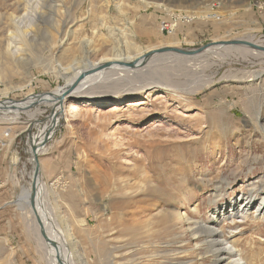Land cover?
<instances>
[{
    "label": "rangeland",
    "instance_id": "obj_1",
    "mask_svg": "<svg viewBox=\"0 0 264 264\" xmlns=\"http://www.w3.org/2000/svg\"><path fill=\"white\" fill-rule=\"evenodd\" d=\"M55 1L60 8L47 13L41 33L26 44V67L0 66L1 104H17L27 97L30 101L32 94L65 87L73 71L62 76L54 72L52 53L60 39H67L72 49L62 60L65 67L72 59L112 57L120 51L121 37L144 54L171 41L182 50L234 40L264 47V9L259 8L264 0L254 3L249 18L233 19L221 8L222 0H187L189 6L176 3L180 0H159L161 6L151 8L141 0ZM13 2L0 0L2 40L13 31L6 16L24 13ZM209 8L218 18L185 19L167 12ZM170 23L175 26L163 32ZM219 47L192 58L154 57L136 78L117 81L114 95L106 89L90 92L95 100L109 103L83 107L68 119L63 112L48 151L39 156L46 208L62 228L71 229L74 250L88 264H212L206 246L193 238L194 223L213 227L211 213L216 208L249 196L251 182H257L258 192L264 188V52ZM253 51L260 54L252 55ZM148 83L158 86L147 91ZM86 99L73 96L64 104L83 105ZM30 112H36L41 126L51 120L48 105L31 107ZM10 118L0 115V264H46L38 233L28 230L11 204L33 180L27 150L38 130L35 125L28 128V114L13 123ZM223 181H228L223 197L212 201L215 186ZM179 210L188 222L177 221ZM225 222L223 236H238L244 249L252 247L248 254L264 250V217L255 219L252 213L247 219ZM74 263L83 264L77 257Z\"/></svg>",
    "mask_w": 264,
    "mask_h": 264
},
{
    "label": "bare ground",
    "instance_id": "obj_2",
    "mask_svg": "<svg viewBox=\"0 0 264 264\" xmlns=\"http://www.w3.org/2000/svg\"><path fill=\"white\" fill-rule=\"evenodd\" d=\"M157 1L159 0H141L146 8L161 6V4L156 3ZM13 3L19 10L23 9L24 13L21 16L11 14L10 16H6L5 18L6 21H8V23L11 25V30L13 29V31L5 34L3 40L0 39V66H2L3 68V64L7 63L17 69L21 65L25 66V63L27 61L26 57L28 55L26 56V44L29 45L35 41L34 35L36 32L41 30V22L49 20V17H47V13H52L55 9L58 10L60 8V4H58L55 0H14ZM176 3L187 6L191 4L187 0L176 1ZM167 12L170 13V15L179 16L180 18L185 19H194L196 16L198 18L204 19L218 18L217 14L210 8L204 12L199 13H193L186 10L175 11L173 9H167ZM0 19H3V15H0ZM50 20L54 22L52 18ZM173 26L175 25H173L172 23L165 24L162 31L164 32V30H170V28ZM171 34L172 36H176L173 33ZM67 41V39H60L58 43H55L54 52L52 53L54 59H56L54 65L55 67L52 65L54 67V72L56 73V75L61 74L62 76L64 73L68 72V70H71V72L73 71V73H71V76L68 75L69 77L65 87L56 90L54 93H52V95L46 94L43 96H35L32 94L29 97L33 98V100L27 101V97L25 100H23L24 102H19L17 104L12 101L8 104H1V102L3 101L0 100V115H12V118L8 120L12 121L13 123L16 122L23 113L28 114L31 118V121H29L30 126L28 128H31L33 125H35L38 130L37 134H33V136L30 137V146L29 150H27L28 153L32 156L31 162L33 165L32 167H34V170L32 171L35 172L36 167L39 168V174L37 176L36 183L37 192L34 197V203H32V180L31 182L29 181L30 184L28 186L21 188L20 193L17 195L12 204L21 212L26 227L28 229H33V232L38 233V236L36 237L40 245V250H42V255H44L46 264L75 263L73 261L71 246L70 244H67L70 235L69 232L71 229L69 227L62 228L53 218V214L46 208L47 189L45 188L43 183L40 159H35L34 156H36L37 154L38 156H40V154L42 155L48 151V149L46 148L47 146L43 148V144L53 140L54 136L56 135L57 129L61 125L62 118L66 117V119H68L75 116L83 107L92 105H95V107L99 105L101 107L105 102H110L108 100L105 102L97 101V99L95 100V96L90 94L91 91L93 92L94 90L106 89L109 93V96L114 95V93L112 94L111 91H113L114 89H118L116 88L117 81H125L126 79L130 78L134 79L136 78L139 71H141L140 73H142L145 72V70H148L147 68L150 66L149 64H151V61L154 59V57L159 56L156 55L148 62L144 63L145 56L152 52L165 50L166 53L160 54V56L174 55L183 58V56L168 52L171 49H177L173 47V45L175 44L174 41H171V43H169V45L166 47L158 48L156 50L148 49V51H151L144 54V51L141 50V47L139 48L135 46V43H130L126 37H121V39H119L117 42L119 45L118 49L120 51H118V53L116 52V54H113L112 57H105L104 59L92 61L88 58L86 60H80L81 58L73 60L70 56L69 59L71 58L72 62L70 63V65L68 64V67H65L62 63V60L63 58L69 56L72 50L71 47L69 48L68 44L66 45ZM221 42L223 41H215V43ZM215 47H212L209 50L213 51L215 50L213 49ZM132 52H134L135 55L139 54V56L131 57ZM251 54L258 55L260 53L253 51L251 52ZM19 70L21 71V69ZM157 86L158 85H156V83H148V86L144 89L147 91H152L153 89L157 88ZM73 96L77 98L87 97L88 99L83 101V105H81V103L79 102H75L66 108L64 102L67 99L72 98ZM119 102H123V100L121 99L119 100ZM41 105H48L52 109L51 115L49 117L51 120L48 121L44 126L38 124L36 112H30L31 107L33 108ZM64 111L65 116L63 117L62 115ZM53 116L54 118H52ZM260 117L261 116L259 114L258 118ZM33 149H35L36 151ZM33 174L32 178H34ZM227 182L223 181L215 186L216 190L212 195V201H218L223 197L224 193L222 192V188L225 183L227 184ZM248 187L250 191L249 196H239L235 198V200L223 203L218 208H216L213 213H211V219L213 220L214 224L213 227L204 226L202 224H199L198 222H195L196 224L194 223L192 229L195 236H193V238L195 241L201 240V242L199 243H202L203 246H206L205 251L213 259L212 264H264L263 248H259L258 251L252 250L250 254H248V251L251 250L252 247L250 246L249 250H247L248 248L244 249V246L238 236H223L221 227L225 221L247 219L252 213L254 214L255 219L264 217V188H261L258 192L257 190L259 189V187L257 186V182H251ZM175 214L176 219L179 222H188V220H190L189 218H186L185 214L180 210ZM46 215L47 217H45ZM137 237L139 236H136V238ZM199 243L196 244V247H198ZM76 257H78V259L83 264H88L87 258L84 257L82 253L78 252V255Z\"/></svg>",
    "mask_w": 264,
    "mask_h": 264
},
{
    "label": "water",
    "instance_id": "obj_3",
    "mask_svg": "<svg viewBox=\"0 0 264 264\" xmlns=\"http://www.w3.org/2000/svg\"><path fill=\"white\" fill-rule=\"evenodd\" d=\"M215 46H220V47L221 46H246V47L252 48L254 50H257V51H260V52H264V47L263 46L254 44L252 42L244 41V40H234V41H229V42L211 43V44L203 46V47H201V48H199L197 50L171 49L168 52L183 56L185 58H192V57H197L198 55L204 53L205 51H207L210 48L215 47ZM164 53H166L165 50H159V51H156V52H152V53H150V54L145 56L144 63L148 62L154 56L160 55V54H164ZM44 95H46V94H44ZM47 95H49V94H47ZM50 95H52V93ZM48 143L49 142L44 143L43 144V148L46 147ZM33 150H35V149H33ZM34 158L38 159L39 158L38 154L36 156H34ZM38 174H39V168L36 167V170L34 172L33 183H32V201H33L32 203H34V197H35L36 192H37L36 191L37 190L36 183H37Z\"/></svg>",
    "mask_w": 264,
    "mask_h": 264
},
{
    "label": "crops",
    "instance_id": "obj_4",
    "mask_svg": "<svg viewBox=\"0 0 264 264\" xmlns=\"http://www.w3.org/2000/svg\"><path fill=\"white\" fill-rule=\"evenodd\" d=\"M257 2H258V0H238L237 3H233V2H230L229 0H226V2L224 0H222V2H220V3H221V8L223 10H227L228 15L230 17H232V19H233L237 16H244L246 18H249L251 13L254 12V10H255L254 3H257ZM259 6H260L259 7L260 9H264V7H261V5H259ZM235 24H238L237 26H240V22H235ZM246 24L241 23V25L243 27H246ZM249 24L253 26V23H249ZM12 202H11V204H12ZM45 217H47V215ZM28 230L30 232H33V229H28ZM67 244L68 245L70 244V246H71V251L73 253V261H74V259L78 255V251L76 252L74 250V242H73V239L70 238V236H69ZM38 247L40 249V245Z\"/></svg>",
    "mask_w": 264,
    "mask_h": 264
}]
</instances>
